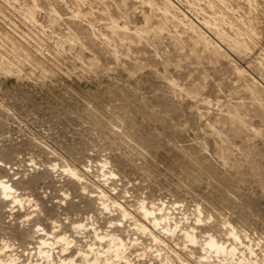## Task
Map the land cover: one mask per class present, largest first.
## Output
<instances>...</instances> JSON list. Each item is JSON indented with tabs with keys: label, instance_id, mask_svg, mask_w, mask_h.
Returning a JSON list of instances; mask_svg holds the SVG:
<instances>
[{
	"label": "rangeland",
	"instance_id": "obj_1",
	"mask_svg": "<svg viewBox=\"0 0 264 264\" xmlns=\"http://www.w3.org/2000/svg\"><path fill=\"white\" fill-rule=\"evenodd\" d=\"M169 1L0 0V264H264V0Z\"/></svg>",
	"mask_w": 264,
	"mask_h": 264
},
{
	"label": "bare ground",
	"instance_id": "obj_2",
	"mask_svg": "<svg viewBox=\"0 0 264 264\" xmlns=\"http://www.w3.org/2000/svg\"><path fill=\"white\" fill-rule=\"evenodd\" d=\"M163 1H164L165 3L170 4V1H169V0H163ZM163 9H164V11H165L166 13H169L168 8H163ZM184 17H185V16H184ZM185 18H186V17H185ZM18 47H19V46H18ZM22 48H23V47H22ZM22 48H21V45H20V47H19L18 49L21 50V51H24ZM2 188H3V187H2ZM8 190H9V189H8L7 187L4 186V188H3L4 193L7 194V191H8ZM9 192H10V190L8 191V193H9ZM7 195H8V194H7ZM163 218H164V217H163ZM166 219H167V218H166ZM161 223H162V222H161ZM167 225H168V224H167ZM174 227H175V226H174ZM190 237H191V236H190ZM187 238H189V237H187ZM61 239H62V238H61ZM115 239H117V238H115ZM115 239H114V240H115ZM189 239H190V238H189ZM187 240H188V239H187ZM107 241H108V240H107ZM188 241H189V240H188ZM208 241H210V240H208ZM208 241H207V242H208ZM189 242H190V241H189ZM191 244H193V242H191ZM217 244H218V243H216L215 241H210L209 244H208V245H209V246H208V247H209V251H210V250H213V251H214V252L212 251L213 253H211V254L219 253V255H220V254H221V255H224V254H225V253H224V249H223V248H220V246H218ZM121 247H122V246H121ZM208 247H206V248L208 249ZM222 247H223V246H222ZM232 249H233V248H232ZM40 250H41V249H40ZM87 252H89V251H87ZM226 252H227V251H226ZM228 252H229V251H228ZM231 252H232V251H231ZM231 252H230V253H231ZM233 252H234V251H233ZM233 252H232V253H233ZM40 253H41V252H40ZM40 253H39V254H40ZM42 253H43V252H42ZM118 253H119V251L117 250V251H116V255H115V257H118ZM206 253H207V252H206ZM122 254H123V253H122ZM90 255H91V254H90ZM103 255H104V254H103ZM228 255H229V254H228ZM231 255H232V254H231ZM121 256H122V255H121ZM215 256H216V255H215ZM226 256H227V254H226ZM119 257H120V256H119ZM96 258H97V257H96ZM225 258H226V257H225ZM225 258H224V260L226 261L227 258H226V259H225ZM38 259H39V258H38ZM106 259H107V258H106ZM222 259H223V258H222ZM230 259H232V257H231ZM97 260H98V259L94 260V262L96 263ZM109 260H110V259H107V260L105 261V263H104L103 260H102V262H103L104 264H109V263H110ZM119 260H120V259H119ZM124 260H125V259H124ZM66 261H67V260H66ZM66 261H65V262H66ZM98 261H99V260H98ZM98 261H97V262H98ZM227 261H228V260H227ZM102 262H101V263H102ZM229 262H230V261H229ZM103 263H102V264H103ZM61 264H70V263H61ZM72 264H73V262H72ZM118 264H119V263H118Z\"/></svg>",
	"mask_w": 264,
	"mask_h": 264
}]
</instances>
